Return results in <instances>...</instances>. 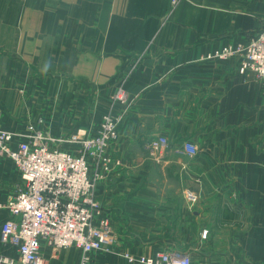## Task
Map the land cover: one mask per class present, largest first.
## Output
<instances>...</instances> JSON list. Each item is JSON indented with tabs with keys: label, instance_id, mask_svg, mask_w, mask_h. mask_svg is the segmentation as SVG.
I'll return each instance as SVG.
<instances>
[{
	"label": "crops",
	"instance_id": "1",
	"mask_svg": "<svg viewBox=\"0 0 264 264\" xmlns=\"http://www.w3.org/2000/svg\"><path fill=\"white\" fill-rule=\"evenodd\" d=\"M169 6L0 0V129L14 144L28 126L93 136L103 114L123 112L108 149L120 164L94 187L116 250L92 252L91 264L162 251L188 253L192 264H264V80L239 73L235 58L202 59L261 30L264 0H181L167 18ZM121 85L126 108L113 102ZM156 135L168 147L151 155ZM19 181L0 155V226ZM81 253L42 245L40 260L79 264ZM2 254L16 250L0 241Z\"/></svg>",
	"mask_w": 264,
	"mask_h": 264
},
{
	"label": "built area",
	"instance_id": "2",
	"mask_svg": "<svg viewBox=\"0 0 264 264\" xmlns=\"http://www.w3.org/2000/svg\"><path fill=\"white\" fill-rule=\"evenodd\" d=\"M178 0H171L175 4ZM236 58L238 71L264 80V28L246 42L222 46L206 53L204 60ZM113 102L123 108L129 96L123 86L116 88ZM123 112L101 118L96 135L72 133L63 143L75 144L72 151L40 130H33L23 141L14 144L12 133L0 129V155L12 160L20 181L13 196L4 204L8 216L0 226V241L15 248L16 255H0V264H41L42 245L57 252L80 249L79 264H91L94 251H115L116 236L110 217L105 214L94 195L98 181L105 180L120 164L108 149L117 137ZM54 140L56 143H54ZM168 147L163 135L148 142L151 155ZM181 149L195 155V144L185 141ZM191 205L196 196L189 191ZM203 230L201 236L205 237ZM133 264H191L188 253L162 251L150 256L122 253Z\"/></svg>",
	"mask_w": 264,
	"mask_h": 264
},
{
	"label": "rangeland",
	"instance_id": "3",
	"mask_svg": "<svg viewBox=\"0 0 264 264\" xmlns=\"http://www.w3.org/2000/svg\"><path fill=\"white\" fill-rule=\"evenodd\" d=\"M181 0H178L175 4H172V2H171V0H170V6H169V9H168V13H167V18H169L170 16H171V14L173 13V10L175 9V7L177 6V4L180 2ZM264 28V27H263ZM262 28V29H263ZM261 29V30H262ZM261 30H259L254 36H256ZM254 36H252V37H254ZM251 38V37H250ZM249 39V38H248ZM238 43H241V42H236V43H226V44H224V45H222V46H235L236 44H238ZM221 46V47H222ZM220 48V47H219ZM216 49H218V48H216ZM215 50V49H214ZM230 59H232V58H230ZM236 59V58H235ZM228 60V59H227ZM215 61H225V60H215ZM238 62V61H237ZM115 93V92H114ZM106 114H112L111 112H107V113H105V114H103L102 116H101V118L104 116V115H106ZM39 122H40V120H39ZM36 128H33L32 126H28L27 128H26V131H25V133L23 134V137H24V139H26L27 138V136L29 135V134H31L32 133V131L33 130H35ZM37 130H40V131H42L41 129H37ZM43 133H45V134H47L48 136H50V137H52V138H54L55 140H57V139H62V143H60V146L62 147L63 145H65V144H69V145H73V148L72 149H68L67 150V148H63L64 150H67V151H72L74 148H75V144H72V143H63V141L66 139V138H68L71 134H72V132L70 133V134H68V135H65V136H61V137H53L52 135H50V134H48V133H46V132H44V131H42ZM11 133V132H10ZM13 135V134H12ZM26 135V136H25ZM14 136V135H13ZM54 140V143H56V141ZM67 140V139H66ZM202 237V236H201ZM202 238H205V237H202ZM3 244V243H2ZM5 245V244H4ZM7 245V244H6ZM53 251V250H52ZM58 252V251H57ZM192 264V263H191Z\"/></svg>",
	"mask_w": 264,
	"mask_h": 264
}]
</instances>
